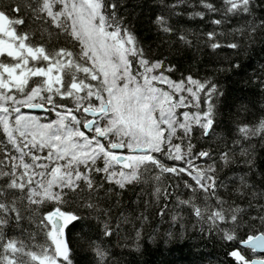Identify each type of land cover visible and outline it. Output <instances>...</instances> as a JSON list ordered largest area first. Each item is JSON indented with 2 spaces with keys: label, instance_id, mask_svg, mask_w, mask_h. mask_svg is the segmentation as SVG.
I'll return each mask as SVG.
<instances>
[{
  "label": "snow or ice",
  "instance_id": "snow-or-ice-1",
  "mask_svg": "<svg viewBox=\"0 0 264 264\" xmlns=\"http://www.w3.org/2000/svg\"><path fill=\"white\" fill-rule=\"evenodd\" d=\"M200 4L208 13L220 12V19H211L212 25L226 22L229 15L246 14L249 17V35L245 39H251V33L257 26H264V20H257L252 12L253 0H223L220 9L208 0H200ZM55 5L60 6L58 10H54ZM25 7L29 5L25 4ZM114 7L113 0H35L32 15L39 18L37 14L44 13L51 18V24L59 30L58 34L62 33L74 42L71 49L60 47L51 51L33 46L29 42V32H18L14 28V25H22L24 20L9 17L5 10L0 9V54L11 60H0V129L14 150L10 165L0 160V165L9 169L4 171L0 168V177L5 178L0 185V239H3V229L10 224V216H14L16 222L21 219L17 200L27 201L25 208L42 216L39 223L43 225L41 232L46 237L45 242L34 244L35 251L26 250L22 240L8 239L3 243L0 264H58L57 258H61L59 264H72L65 230L68 226L75 228L80 217L67 206L71 203L98 213L92 195L103 185L97 181H107L106 191L112 193L113 184L122 189L153 169L156 170L155 179L159 180L162 173L179 174L190 168L189 174L196 181V188L205 192L203 202L198 206L192 204L190 198L179 201L177 206L190 205L196 222L207 224L209 230L217 233L218 239L225 242L236 240L245 209L217 194V189L225 187V182L216 177L212 153L203 148L194 151L189 140V135L194 134L193 124L197 125L196 131L201 136L209 135L213 124V105L209 100L218 94L217 85L191 76L178 81L169 79L164 72H170L172 68L162 67L160 60L144 57L143 52L137 49L131 32L121 24L122 17L117 18L115 11H108ZM19 9V5L10 7L12 12ZM204 14L197 11L191 15L203 17ZM154 23L163 33L171 30L160 15L155 17ZM234 31L240 35L243 29ZM217 34L222 36L224 33H217L215 29L207 31L203 33L207 40L200 42L212 50L222 46L228 49L239 47L236 42L222 45L215 40ZM180 40L188 43L183 35ZM133 64L138 65L135 71L132 70ZM81 73L83 75H78ZM30 77L40 79L30 83ZM156 84H166L169 90ZM261 88L264 89V81ZM201 89H204L202 109L194 113H176V108L184 104L182 92H188L195 101ZM54 97H60L63 102ZM68 101L74 107H68ZM45 105L61 109L56 111V119L41 122L21 111L22 108L52 110L46 109ZM80 110L84 114L82 119L74 114ZM178 115H182L184 120H178ZM81 124L90 135L81 130ZM177 129L182 130V136ZM258 132H264V118L252 129L248 126L239 128L245 140ZM176 139L180 143H175ZM238 143L239 139L233 141V144ZM121 149L125 151L119 152ZM45 150L47 155L34 154ZM154 154H159L166 161L186 159V166L177 170ZM241 154L246 155L244 149H241ZM198 157L207 158L205 167L192 163ZM219 159L227 161L228 157L220 152ZM98 160H102V166ZM92 173L103 175L93 176ZM245 176L242 173L229 181L230 185L236 186L234 191L241 198L250 188ZM184 186L190 187L187 183ZM85 189L91 190L87 198ZM209 189L213 190L210 194ZM159 192L160 189L156 188L154 195ZM248 195V207H251V199L258 195L264 199V193L258 194L255 190ZM213 197L215 208L208 202ZM164 199L168 197L165 195ZM44 206L47 207L40 212ZM104 217L100 227L103 235L108 236V210H104ZM178 217L179 213H175L171 219L175 221ZM249 219L259 220L261 229H264V216ZM218 221L222 223L218 224ZM11 226L18 227V223ZM138 237L139 230L136 231ZM239 243L253 252L264 251V230L256 235H247ZM131 246H137L135 239ZM93 251L102 262L105 251L99 245ZM17 253L24 259L16 256ZM227 256L233 258L235 264H255L238 249L228 251Z\"/></svg>",
  "mask_w": 264,
  "mask_h": 264
},
{
  "label": "trees",
  "instance_id": "trees-1",
  "mask_svg": "<svg viewBox=\"0 0 264 264\" xmlns=\"http://www.w3.org/2000/svg\"><path fill=\"white\" fill-rule=\"evenodd\" d=\"M208 2L220 9L223 0ZM113 3L115 7L108 11H115L117 18L122 17L121 24L126 25L131 32L137 49L143 52L144 57L149 60H160L162 67L172 68L170 72H164L169 79L178 81L191 76L195 80L207 79L217 85L218 94L209 100L213 105V124L210 126L209 135L201 136L199 131H196L197 125L193 124L194 134L189 135V140L194 151L203 148L212 153L216 177L225 182V187L218 188L217 194L222 199H228L230 203L240 204L245 209V215L241 228L237 231L236 240L225 242L218 239L217 233L209 230L207 224L196 222L197 218L192 215L190 205L177 206L179 201L190 198L191 203L198 206L203 202L205 192L201 188H196V181L189 174L190 168L179 174L162 173L159 180L155 179L156 170L153 169L145 172L139 181L126 184L122 189L116 188L113 184L112 193L106 191L107 181H97L103 185L92 195L98 213L88 208H78L71 203L67 206L80 217L75 222V228L68 226L65 230V242L70 250L72 264H235L233 258L227 256V252L237 249L251 261L258 255L249 248L240 246L239 241L249 234L256 235L264 230L261 229L259 220L249 219L264 216V199L258 195L251 199V207L247 205L250 199L248 193L253 190L258 194L264 193V138H262L264 132L250 135L245 140L239 133V128L248 126L252 129L264 118V89L261 88V82L264 81V26H257L251 33V39H245L249 35L247 32L249 17L246 14L229 15L225 18L226 22L212 25L211 19H220V12L208 13L200 4V0H113ZM25 4L29 7L26 8ZM13 5L20 6L18 12L10 11ZM33 6L35 0L0 2V9L5 10L9 17L24 20L22 25H14V28L18 32H29L31 34L29 42L33 46H42L46 51L60 47L71 49L74 42H70L62 33L58 34L59 30L51 24V18L44 13H38L39 18L34 17L31 11ZM197 11L204 12V16L191 15ZM252 12L257 20H264V0H253ZM157 15L165 19L171 29L168 33L161 32L154 23ZM237 28L243 29L240 35L234 31ZM213 29L217 33H224L222 36L217 34L216 41L222 45L236 42L239 47L228 49L222 46L212 50L207 44H202L200 41L207 40L203 33ZM181 35L188 43L181 42ZM76 51H79V48ZM2 60L11 62L10 58L5 56ZM137 68L138 65H132L133 71ZM38 79L40 78L30 77L29 82ZM203 92L204 89H201V92L197 93L196 112L204 107ZM54 99L61 101L60 97ZM46 106L52 109L51 105ZM67 106L74 107L71 101L67 102ZM56 111L61 109L50 110L46 117L43 114L35 115L52 120ZM74 114L81 119L84 115L82 110ZM80 127L83 129L82 124ZM177 132L183 135L182 130L177 129ZM237 139L240 143L233 144ZM174 142L180 143V140L176 139ZM241 149L245 150L246 155L241 154ZM220 152L225 153L227 161L219 159ZM13 154L14 150L0 129V160H3L5 165H10ZM34 154L47 155V151ZM154 155L177 170L186 166V159L166 161L159 157V154ZM205 159L207 158L198 157L192 163L203 168ZM97 163L102 166L100 160ZM0 168L4 171L9 170L3 165H0ZM242 173L246 174L245 179L250 188L245 190V195L241 198L239 193L234 191L236 186L230 185L229 181ZM92 175L100 176L103 173ZM4 182L5 178L0 177V185ZM186 183L190 187L186 188L184 186ZM156 188H159L160 192L154 195ZM90 191L85 189V198ZM212 191L209 189L208 194ZM16 194L19 195V192ZM165 195L168 197L167 200L164 199ZM208 202L213 208L216 207L214 197ZM25 204L27 201H16L21 219L16 222L15 217L10 216V224L5 226L3 239H0V254L3 253V243L10 238L24 241L25 249L33 251L36 250L34 244L45 242L46 237L41 232L43 225L39 223L42 216L34 215L25 208ZM46 207L40 208L39 211H44ZM160 209L164 211L160 212ZM104 210H108V236L103 235L100 227L101 221L105 219ZM175 213H179V217L173 221L171 216ZM17 223L18 227L11 226ZM201 228L204 230L201 231ZM133 239L136 247L131 246ZM96 245L106 253L102 262L93 251ZM15 255L24 259L20 253Z\"/></svg>",
  "mask_w": 264,
  "mask_h": 264
},
{
  "label": "rangeland",
  "instance_id": "rangeland-1",
  "mask_svg": "<svg viewBox=\"0 0 264 264\" xmlns=\"http://www.w3.org/2000/svg\"><path fill=\"white\" fill-rule=\"evenodd\" d=\"M59 7H60L59 5H55V6H54V10H58ZM2 56H4V54H2ZM153 83H156V82H153ZM186 83H187V82H186ZM156 86L161 87V88H163V89H165V90H169L168 85H166V84H156ZM190 87H193V88H194V86H190ZM173 95H174V99H176L177 97L175 96V94H173ZM182 95L184 96V104H183L182 106L176 108V110H179V111L176 112V113H183V112H185V111H189V112H192V113L196 112V111H195V110H196V106H194V105H196V100L193 101V100L191 99L190 94H189L188 92H186V91L182 92ZM190 108H191L192 111H190ZM21 111H22V113H24V114H27V115H30V116H35V117H37L34 113H30V112L24 111L23 108L21 109ZM44 117H46V116H44ZM37 118H38L41 122H49V121H50V120L42 119V117H37ZM56 118H57V117H56V113H55V114H53V116H52V120H54V119H56ZM176 118H177L178 120H181V121L184 120V117H183L182 115H178ZM10 119H11V117H10ZM161 126L164 127L163 125H161ZM81 130H83V129L81 128ZM83 131H84V130H83ZM85 134H86V135H90L89 132H85ZM162 135H163V134H162ZM100 161L102 162V160H100ZM57 260H58V264H59V261L61 260V258H57Z\"/></svg>",
  "mask_w": 264,
  "mask_h": 264
},
{
  "label": "water",
  "instance_id": "water-1",
  "mask_svg": "<svg viewBox=\"0 0 264 264\" xmlns=\"http://www.w3.org/2000/svg\"><path fill=\"white\" fill-rule=\"evenodd\" d=\"M46 108V107H45ZM47 109V108H46ZM26 111L28 112H32V113H41V112H47L45 109H27L25 108ZM91 118V117H89ZM86 132H88L86 129H84ZM119 152H123L124 149H121V150H118ZM240 246L244 247V248H248L247 246H244V245H241ZM255 253L258 255V256H264V251H255ZM251 261H254L255 264H260L261 261H264V258L263 259H260V258H254L253 260Z\"/></svg>",
  "mask_w": 264,
  "mask_h": 264
},
{
  "label": "bare ground",
  "instance_id": "bare-ground-1",
  "mask_svg": "<svg viewBox=\"0 0 264 264\" xmlns=\"http://www.w3.org/2000/svg\"><path fill=\"white\" fill-rule=\"evenodd\" d=\"M46 106V105H45ZM255 258H260V259H263L264 258V256H257V257H255Z\"/></svg>",
  "mask_w": 264,
  "mask_h": 264
},
{
  "label": "flooded vegetation",
  "instance_id": "flooded-vegetation-1",
  "mask_svg": "<svg viewBox=\"0 0 264 264\" xmlns=\"http://www.w3.org/2000/svg\"><path fill=\"white\" fill-rule=\"evenodd\" d=\"M2 58V54H0V59Z\"/></svg>",
  "mask_w": 264,
  "mask_h": 264
}]
</instances>
